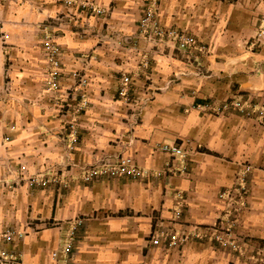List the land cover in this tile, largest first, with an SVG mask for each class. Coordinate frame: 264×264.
Segmentation results:
<instances>
[{
  "label": "crops",
  "instance_id": "crops-1",
  "mask_svg": "<svg viewBox=\"0 0 264 264\" xmlns=\"http://www.w3.org/2000/svg\"><path fill=\"white\" fill-rule=\"evenodd\" d=\"M93 1L108 12L94 14L75 0H0V34L9 35L8 46L0 36V179L10 176L7 167L26 164L66 184L0 185V231H24L21 239L0 241V248L15 252L18 264L62 263L77 220L74 264H231L236 255L192 235L180 248L154 245L157 224L190 231L221 223L237 237L239 252L250 241L263 248L264 120L196 104L242 97L264 105V0H160L159 25L189 33L197 46L183 51L148 36L138 42L143 53L131 46L147 0ZM57 14L46 30L64 51L65 72L79 54H94L89 99L76 115L71 108L58 112L55 94L44 86L45 19ZM6 48L14 99L1 93ZM121 71L131 76L133 100L126 104L118 93ZM68 74L60 78L61 90L71 86ZM164 143L185 148L186 161L160 150ZM120 158L144 176L83 181L91 165ZM232 203L237 209L230 219Z\"/></svg>",
  "mask_w": 264,
  "mask_h": 264
},
{
  "label": "built area",
  "instance_id": "built-area-1",
  "mask_svg": "<svg viewBox=\"0 0 264 264\" xmlns=\"http://www.w3.org/2000/svg\"><path fill=\"white\" fill-rule=\"evenodd\" d=\"M68 3H71L72 0H66ZM79 4L85 8L91 9L94 13H101L102 9L95 6L93 3L85 0H80ZM156 0H152L149 5L146 7L144 16L141 19V27H144L145 32L148 36H156L159 38L161 42L166 40L174 41L175 46L183 51H191L192 48L197 46V40L190 34H187L183 31H178L176 29H165L156 19ZM264 31V30H263ZM50 53V63L52 66L51 71L48 73L46 77L47 88L50 91H53L56 95L60 89V67H59V59L55 56L58 47L55 45L47 46ZM201 51L203 48L200 46ZM73 79L72 87H68L66 90H63V96L59 94L63 99H59L61 102L59 108L61 112H64V115L67 112L68 108L72 109V114L76 115L79 111H81L84 105L88 102L87 100V85L88 79L85 74H81L80 72L74 71L71 75ZM131 77L127 74H122L118 86V93L122 100L126 103L131 102ZM78 100L77 104L76 101ZM80 101L83 106H80ZM57 103V102H56ZM197 107H200L204 111H208L214 114H221L231 110H237L241 112L243 115L247 117H254L261 120H264V105L255 103L251 99H244L242 97H232L229 99H209L205 100L203 103L196 104ZM76 118V117H74ZM74 122H70L71 129V139H75L78 129H77V121L72 120ZM160 150L165 153H168L173 159L180 157L183 162L187 159V150L183 148L180 144L164 143L161 145ZM22 170H25V165L21 166ZM250 166L247 165V169ZM130 174L131 177L137 178L144 176L145 171L137 167L133 164L128 158H120L116 162H111L109 160H104L100 163H96L93 166H90L85 170L82 177L85 181H92L99 177H119L123 175ZM29 183L40 186H47L50 182L49 179H39L35 176L28 177ZM178 215V214H177ZM81 223V220H77L75 224L72 225L69 231V235L66 239L65 244L63 245L62 254L64 259L62 258V263H58L59 259H57L55 264H74V235L76 227ZM32 224V223H30ZM158 232L151 238V242L154 245H164L168 243L169 245H178L181 240H185L187 237H180L177 231H173L171 233H166L164 228H158ZM24 236V231L21 229H17L16 227H8L2 231H0V241L4 239H13L19 238L21 239ZM217 238L220 240L221 245L227 246L229 248H233L236 250L238 248L237 237L228 227L224 230L222 234H217ZM19 258L17 254L9 249L0 248V264H18Z\"/></svg>",
  "mask_w": 264,
  "mask_h": 264
},
{
  "label": "rangeland",
  "instance_id": "rangeland-1",
  "mask_svg": "<svg viewBox=\"0 0 264 264\" xmlns=\"http://www.w3.org/2000/svg\"><path fill=\"white\" fill-rule=\"evenodd\" d=\"M79 1L80 0H75V3L77 5H79L81 8L83 9H86V10H89L91 11L92 13H94L91 9L89 8H85L83 7L82 5L79 4ZM85 1H89L91 3H93L95 6L96 3L93 1V0H85ZM152 0H150L148 2L145 1V9L146 7L149 5V3L151 2ZM65 3L66 4H72L74 3V0H72L71 3H68L66 0H65ZM160 3V0H156V4H155V7H157ZM99 7V6H97ZM101 8V7H99ZM158 8V7H157ZM102 9V12L101 13H94V14H102L103 12L106 11V13L108 12V10L106 8H101ZM145 11V10H144ZM157 14V13H156ZM61 14H57L55 17H47L45 19V22H46V25H45V32L43 33V36H42V52H43V56L45 57V62H46V66L43 70V76H44V86H45V90H48L50 91L48 88H47V84H46V77L48 76V73L51 71L52 69V66H51V63H50V53H49V50L47 48L48 45H55L58 47V51L56 53V57L59 59V67H60V78L63 76V74H68L69 76H71L73 74L74 71H77V72H80L81 74H85L87 79H88V85H89V76H88V73H87V67L89 62H90V59L94 57V54L91 52V53H81L79 54V56L77 57V65L71 69L68 73L65 72V69H64V65H63V62H62V58H63V54H64V51L61 47V45L56 41V39L54 38V36L51 35V33L47 32V27L49 26L50 23L53 22V20H59ZM144 16V13L143 15L141 16L140 18V22H139V32H138V36H137V39L136 41H134L133 45L131 46V49L133 51H136V52H142L144 51V48L139 45V41L143 42V43H147V40H150L148 38V34L145 32L144 30V27H141V19L143 18ZM2 22V20L0 19V23ZM184 32V31H183ZM187 33V32H185ZM189 34V33H187ZM1 36V39H2V43H4V45L6 44V46H8V43H9V35L5 32H2L0 34ZM152 40H155L158 42L159 38L156 37V36H152L151 38ZM161 42V41H159ZM165 42V41H163ZM6 53H5V70H3V82H2V94L4 93V96L6 98H12L14 99V81H13V77H12V66H11V50H7L6 48ZM146 62L144 61V67H146ZM142 67H143V63H142ZM122 74H127L130 76L129 72L128 71H121L120 72V76H119V82H120V78L122 76ZM131 77V76H130ZM72 78V76H71ZM71 86L73 85V79L71 81ZM87 85V87H88ZM118 86H119V83H118ZM68 88V87H67ZM52 93H54L53 91H51ZM59 94H63V90L60 89V91L54 95L53 99H54V105L57 107H59L60 103L62 101V97L59 95ZM130 97H131V94H130ZM119 98L122 100V98L119 96ZM61 99V101L59 100ZM89 99L88 95H87V100ZM132 97H131V102H132ZM57 102V103H56ZM123 103L126 104V102H124L122 100ZM58 112H61L60 108L58 109ZM79 113V112H78ZM77 119V118H76ZM78 133L75 137V139H72L73 142H75L78 138ZM22 165H25L26 169L25 170H22L21 166ZM93 166V165H91ZM89 168V167H88ZM8 171H9V175L6 179H0V185H4V186H10V187H14V186H20V185H28L30 187H43V186H40V185H35L34 184H30L29 183V180H28V177L29 176H35L39 179H49V183L48 185H51V184H60L62 183L63 185H66L64 181L60 180L59 177L57 176H51V177H47L45 174L42 175V173H38L30 168H28V166L26 164H21L19 166V168L13 170L11 169L10 170V167H7ZM108 178H111V177H108ZM83 179V177H82ZM83 181H85L83 179ZM85 182H89V181H85ZM47 186H44V188L48 187ZM243 190V189H242ZM242 192V191H241ZM244 196V195H242ZM244 203V201L242 202ZM236 207L233 208V203L230 204V210H229V213H227V218L229 217L230 219L232 217H234V214H236ZM33 220V219H32ZM52 221H50L51 223ZM30 225V224H29ZM164 228L165 229V232L166 233H171L173 231H177L175 230V228H171L170 226H164L163 225H156V229H155V233L154 234H157L159 233L158 232V228ZM227 228V227H226ZM225 226L221 223H216V224H196L193 226V228L190 229V231H188L187 229L183 228V230H178V234L180 237H184L186 236L187 238L185 240H181L179 242L178 245H169L168 243L164 244L163 247H167V248H180L182 247L186 242H188L190 240V236L192 235L193 239H198V240H203V241H206L207 239H211L213 241H215L216 243H218L221 247H224L228 250H230V253H233V254H236L234 256H232L231 260L229 261L231 264H236L237 262L240 263L245 261L246 264H264V243L263 244V248H257V244H255L254 242L250 241L248 242V245L246 247V251H238L239 249L237 248L236 250H234L233 248L229 249V247L227 246H223L221 245L220 243V240L217 238V234H222L224 232V230L226 229ZM190 233V234H189ZM197 233L200 234L199 237H197ZM11 239H4L2 242H8L10 241ZM237 244H238V239H237ZM262 246V245H261ZM238 251V252H237ZM239 253V254H238Z\"/></svg>",
  "mask_w": 264,
  "mask_h": 264
}]
</instances>
